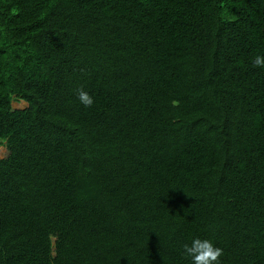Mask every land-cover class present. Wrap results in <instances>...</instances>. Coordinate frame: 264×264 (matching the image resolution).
<instances>
[{"label": "trees", "instance_id": "16d2710c", "mask_svg": "<svg viewBox=\"0 0 264 264\" xmlns=\"http://www.w3.org/2000/svg\"><path fill=\"white\" fill-rule=\"evenodd\" d=\"M258 55L264 0H0V264H264Z\"/></svg>", "mask_w": 264, "mask_h": 264}, {"label": "clouds", "instance_id": "9594fccd", "mask_svg": "<svg viewBox=\"0 0 264 264\" xmlns=\"http://www.w3.org/2000/svg\"><path fill=\"white\" fill-rule=\"evenodd\" d=\"M253 66L264 68V56H256L253 60ZM78 100L85 107H91L94 103L93 97L83 90L78 91ZM15 103L17 102H14V107L19 108ZM26 104L24 102L22 107L24 108ZM223 254V249L214 246L208 239L194 238L191 245H183V255L186 258H191L192 264H220V258Z\"/></svg>", "mask_w": 264, "mask_h": 264}, {"label": "rangeland", "instance_id": "374dc122", "mask_svg": "<svg viewBox=\"0 0 264 264\" xmlns=\"http://www.w3.org/2000/svg\"><path fill=\"white\" fill-rule=\"evenodd\" d=\"M16 106L22 107L24 102L15 103ZM8 154V150L4 145H0V158L5 157Z\"/></svg>", "mask_w": 264, "mask_h": 264}, {"label": "bare ground", "instance_id": "6f19581e", "mask_svg": "<svg viewBox=\"0 0 264 264\" xmlns=\"http://www.w3.org/2000/svg\"><path fill=\"white\" fill-rule=\"evenodd\" d=\"M88 208V207H87ZM171 217V216H170Z\"/></svg>", "mask_w": 264, "mask_h": 264}]
</instances>
